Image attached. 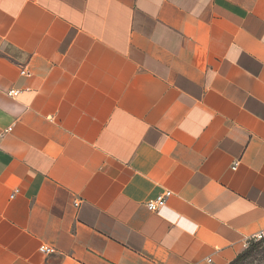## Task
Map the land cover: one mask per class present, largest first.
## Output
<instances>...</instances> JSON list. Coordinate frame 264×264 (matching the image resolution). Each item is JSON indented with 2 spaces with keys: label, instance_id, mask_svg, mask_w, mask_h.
I'll return each instance as SVG.
<instances>
[{
  "label": "crops",
  "instance_id": "0c3cea01",
  "mask_svg": "<svg viewBox=\"0 0 264 264\" xmlns=\"http://www.w3.org/2000/svg\"><path fill=\"white\" fill-rule=\"evenodd\" d=\"M263 229L264 0H0V264H230Z\"/></svg>",
  "mask_w": 264,
  "mask_h": 264
},
{
  "label": "built area",
  "instance_id": "2783aa9c",
  "mask_svg": "<svg viewBox=\"0 0 264 264\" xmlns=\"http://www.w3.org/2000/svg\"><path fill=\"white\" fill-rule=\"evenodd\" d=\"M28 73L25 70H22V74ZM20 93L19 90H11L9 92L10 96H16ZM233 168H236V165L233 166ZM171 195L170 191L165 192L164 194L158 196L155 199H151L149 201L146 202V206L150 211H154V212H159L166 204V200L167 197H169ZM79 205L78 203H76V206ZM264 240V229L261 230L260 232H258L257 234H255L254 236H252V241H262ZM39 252L43 253V254H52L55 252V248L52 246H48V245H41L39 247ZM204 264H215L214 259L212 257H207L205 259V263Z\"/></svg>",
  "mask_w": 264,
  "mask_h": 264
},
{
  "label": "rangeland",
  "instance_id": "374dc122",
  "mask_svg": "<svg viewBox=\"0 0 264 264\" xmlns=\"http://www.w3.org/2000/svg\"><path fill=\"white\" fill-rule=\"evenodd\" d=\"M250 246L252 250L241 264H264V240L253 241Z\"/></svg>",
  "mask_w": 264,
  "mask_h": 264
},
{
  "label": "trees",
  "instance_id": "16d2710c",
  "mask_svg": "<svg viewBox=\"0 0 264 264\" xmlns=\"http://www.w3.org/2000/svg\"><path fill=\"white\" fill-rule=\"evenodd\" d=\"M252 250L251 246L246 249L242 254H240L234 261H232L230 264H241L243 260L247 257L248 253H250Z\"/></svg>",
  "mask_w": 264,
  "mask_h": 264
}]
</instances>
